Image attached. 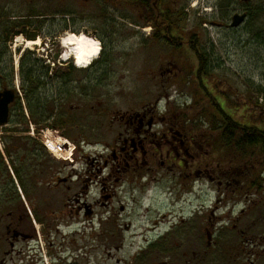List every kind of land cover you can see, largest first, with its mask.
I'll return each instance as SVG.
<instances>
[{
	"label": "rangeland",
	"instance_id": "1",
	"mask_svg": "<svg viewBox=\"0 0 264 264\" xmlns=\"http://www.w3.org/2000/svg\"><path fill=\"white\" fill-rule=\"evenodd\" d=\"M168 1L174 2L173 5L181 12L180 19H184V22L180 21V26H182L180 35L183 38L186 35H193L200 51L207 55L206 70L209 76L202 78V83L205 90L209 92L197 86V79L194 76L197 61L194 54L187 48L185 41L181 47L174 48L154 40L143 43L138 37L132 35L129 24L133 16L129 3L118 5L120 9H117L112 8L108 5L109 3L105 5L101 0H35L31 3L28 0H0V23L7 22V14L15 19L16 16L28 13L34 6L50 14L56 11L69 12L64 19L65 26L61 15L32 18L35 24L28 33H38L34 40H29L19 34L5 43L2 23L0 24V71L5 72L8 65L12 67L15 74L12 86L9 88L16 92L21 82L19 63L25 53L32 54V58L41 60L42 64L50 69L63 70L69 66L76 68L72 59L62 61L53 59L56 53L62 55L64 48L60 44H52L51 38L55 40L65 34H78L83 30H86L93 38L91 34L95 31L101 35L112 31L105 27L108 21V25L114 20L120 21V26L124 25L114 34L109 33L110 39L102 51L104 60L102 66L87 73L78 71L74 74L70 73L71 81L65 84L67 93L59 95V103H65L68 109L82 104L81 101H83L85 112L76 116L75 112L70 111L71 123L69 125H63L57 130L48 128V131L53 132L54 138L65 134L64 138L69 139L73 147L70 157L65 160L54 159L66 165L64 174L72 175L74 171L78 172L83 177L81 180L87 176L89 190L87 203H92L94 209L91 224L89 223L90 218L86 220L83 212L76 217L75 204L71 207L65 206L61 199L62 187L57 188L54 208L56 215L50 219L53 231L51 240L55 245L63 246L73 238H82V241L88 240L95 244L94 239L98 236V242L101 239L100 244L104 249L103 264H116L117 258L125 260V264H131L132 255L146 243V240L158 236L169 226L180 223L179 215L184 218L183 225L190 226L191 223L189 224L190 221L186 217L189 212H195L194 216L199 220V228H201L212 216L211 212L223 219V217L228 218L232 207L238 215V212L247 206L242 218L249 221V226L245 229L243 227L245 230L243 237L249 238L264 233V156L254 159L253 163H256L254 166L247 167L246 163L239 160L237 165H233L231 169L233 177L237 179L240 176L238 173L241 167H245L247 179H254L260 175L262 182L259 187L256 184V188L259 189H251L250 185V193L246 194L248 198L245 201L251 200L252 202L245 203L242 200L243 195L239 197L238 191L240 190L236 188L235 192H229L228 199L222 198V203L217 204L218 208L215 210L213 203L216 193L214 189L211 192L204 188L202 185L206 182L200 181L201 179L199 183L194 184L190 183V179L184 181L187 185H194L195 192L188 200L183 197L182 200L175 202L163 199L162 191L150 188L156 182L158 185H173V178L170 176L162 174L158 177V181L149 180L152 181L151 183H148L146 178L139 181L137 178L135 185L145 187L132 190L126 184L120 185L118 184L120 182L114 183L113 181L114 186L109 190L114 196L109 200L111 210L107 205H101L107 200L100 197L99 188L95 190L93 187L95 176H98L99 182L104 174L100 175L92 170H95L98 165L102 167L105 162L111 164L112 149L117 150L116 148L121 144L122 135L119 137L115 134L118 131V124L113 123V118L123 114L126 110L139 109L143 104L149 103L151 106L154 105L158 115L179 121L183 120L184 115L187 118L188 128L193 126V131L209 133L208 121L203 116L204 111H208V101H205L203 95L205 93L210 94V98L219 101L224 111L236 122L259 127L264 124V15L259 21L248 23V25L246 23L238 30L230 31L227 27L230 24V15L238 7L237 3L242 0ZM251 4L264 6V0H251ZM19 39L22 40V44L17 43ZM37 39H39L37 46L26 48V42ZM93 39L98 41L96 38ZM161 68H170L173 74L167 71L161 76L159 74ZM51 77V81L56 86L54 89L61 87V84L57 82L58 77H53V74ZM16 114L17 112H12L11 122L16 119ZM215 119L219 120L218 115H215ZM199 121H203V124ZM11 122L0 126V138L4 137L3 135H21L22 132L31 133V131L32 134L27 135H37L34 125L12 126ZM212 134L216 135L214 132ZM1 141L0 139V150L3 149ZM202 142L204 145L195 150L197 153L189 151L190 155L186 157L181 152V156H185L186 163L190 165L188 168L195 167L196 169L199 166V169H203L200 170V178L206 179L209 174L218 176L220 174L218 169H223L224 165H228L229 160L222 158L217 149L212 150L203 140ZM192 154L195 155L193 159H191ZM24 167L27 169L26 173H29V168L26 165ZM250 174L253 178H249ZM60 175L64 176L61 173ZM72 178V185H74L78 179ZM7 179L5 167L0 163V189ZM231 200H239L238 206H234ZM72 209L70 213L69 210ZM31 216L30 214V221L33 220ZM77 220L78 223H76ZM35 225L39 227L37 222ZM155 225L157 227L152 229ZM76 227H81L82 230L71 238L69 235L74 234L73 229ZM54 228H57L56 231L53 230ZM83 228L86 229L83 230ZM236 230L240 233L243 231L242 226ZM3 235V231L0 230V264L1 259L4 258ZM239 243H242L241 238ZM108 251L112 257L107 255ZM19 256L17 255L15 259L19 260ZM26 259L29 260V257ZM6 261L7 264H17L9 258ZM18 264H23V262L19 261Z\"/></svg>",
	"mask_w": 264,
	"mask_h": 264
},
{
	"label": "flooded vegetation",
	"instance_id": "2",
	"mask_svg": "<svg viewBox=\"0 0 264 264\" xmlns=\"http://www.w3.org/2000/svg\"><path fill=\"white\" fill-rule=\"evenodd\" d=\"M129 1L131 15L135 18H132L129 24L132 35L138 37L143 43L149 40L160 43L165 41V31H162L159 36L157 34L159 26L166 25L162 17L164 4L160 6V12L157 8L155 9V19H152L150 10L143 11L141 0ZM164 1L166 2V0ZM153 5H155V1ZM237 5L238 7L233 10L229 18L230 24L227 27L230 31L238 30L246 23L248 25V23L259 21L264 15L262 4L253 5L251 0H242ZM111 6L120 9L118 5ZM178 13L180 15L181 12ZM136 17L138 18L136 19ZM159 17L160 21H158ZM235 18L242 20L237 26H232ZM120 25V21L114 20L112 27L108 26L107 29L112 30L109 32L110 34H114L123 28L124 25ZM109 33H105L106 36L95 31L92 36L99 39L105 49L106 43L110 39ZM195 47L197 53H203L196 41ZM195 53H193L194 57ZM195 59L197 71L200 63L197 57ZM103 63V55H101L90 69L78 72H89L102 66ZM167 71L173 74L170 68L159 69V74L163 76ZM67 72L71 73L72 71L69 69ZM19 91V102L23 114L27 115V125H34L37 135H27L31 133L22 132L21 135H3L4 137L0 138L3 144V149L0 150V163L5 167V175L8 178L0 189V230L4 234L2 251L4 258L1 259V264H7V258L17 264L19 261H22L23 264H103L104 249L100 244L101 239L98 242V236L94 239L95 244L88 240L82 241V238H73L63 246L55 245L51 240L53 231L50 219L56 215L54 208L57 188L62 187L63 204L70 207L75 204L74 214L76 217L83 212L86 220L90 218L89 223H92L94 209L92 203H87L88 179L86 176L84 180H81L83 177L75 171L72 175L64 174L66 165L55 161V157L46 147L47 136L41 135L46 128H53L51 120L40 124L33 123L29 118L24 96L21 90ZM82 104L70 107L69 110L75 112L77 116L84 111ZM216 115L219 119H223L220 114ZM51 119L53 120V117ZM113 123L118 124V131L115 134L119 137L122 135L121 144L116 148L117 150L112 149L113 161L111 164L105 162L102 167L98 165L95 170H92L100 175L104 174L99 182L98 176H95L96 180L93 181L95 190L99 188L100 197L107 200L101 205H107L111 210L112 206L109 200L113 194L109 190L114 186L113 181L114 183L120 182L118 183L120 185L126 184L131 190L143 189L145 186L135 185L137 178H139L138 181L146 178L147 182L151 183L152 181L149 180L158 181V177L162 174L172 177L173 185H158L156 182L150 188L162 191L163 199L175 202L185 197V200H188L195 192L192 184L199 183V179H201L200 181L206 182L205 185L202 183L204 188L211 192L214 189L216 193L213 203L214 210L218 208L217 204L222 203V198L228 199L229 192H235L236 188L240 190L238 196L242 197L243 195L242 200L245 203L252 202L251 200L245 201L248 198L246 194L250 193V183L253 181V179L246 178L245 167L239 169L238 179L233 177L231 160L228 165H224L223 169H218L220 173L218 176L209 174L206 179L199 177L200 170H203L199 169V166L196 169L195 167L188 168L190 165L186 163L185 156L189 157V151L197 153L195 150L204 145L202 140L205 142L202 137L213 135L212 132L193 131V126L188 128L184 118L179 121L160 116L156 113L154 105L151 106L149 103L143 104L139 109L126 110L123 114L114 117ZM64 135L62 136L64 137ZM13 138L16 139L15 142H13ZM181 152L185 156L183 154L181 156ZM193 158H195L194 154L191 159ZM24 165L29 168V173H26L27 169ZM248 171L252 173L251 170ZM213 172L215 171L213 170ZM60 173L64 176H61ZM250 176L252 177V174ZM72 177L78 179L74 185H72ZM189 179L192 184H185L184 181H189ZM260 183L256 184L260 186ZM238 201L231 200L234 206L238 204ZM97 202L95 203L97 204ZM232 208L228 218L223 217V219L211 212L212 216L201 228H199V220L194 216L195 212H189L186 216L190 221L189 224L191 223L190 226L183 225L184 218L179 215L180 223L169 226L158 236L146 240V243L132 255L131 264H264V233L249 238L243 237L244 229L249 226V221L242 218L246 213L247 206L243 207L238 215L234 212V207ZM121 209L123 208L121 207ZM72 211L73 209L69 210L70 213ZM28 212L32 215L33 225ZM35 222L39 224V227L35 225ZM53 222L55 223V221ZM221 223L223 225H220ZM240 226L243 231L237 233L236 228ZM156 227L157 225L152 226V229ZM56 229L53 230L56 231ZM85 229L83 228V230ZM81 230V227H76L73 229L74 234L69 236L72 238L75 233H80ZM240 238L242 243H239ZM17 255H20L19 260L15 259ZM107 255L112 257L110 251ZM26 257H29V260ZM115 263L125 264V260L117 258Z\"/></svg>",
	"mask_w": 264,
	"mask_h": 264
},
{
	"label": "trees",
	"instance_id": "3",
	"mask_svg": "<svg viewBox=\"0 0 264 264\" xmlns=\"http://www.w3.org/2000/svg\"><path fill=\"white\" fill-rule=\"evenodd\" d=\"M32 1L34 2L35 0H28L29 3ZM101 1L105 5L109 3L108 5L110 6L113 4L122 6L124 3L128 4L130 2L129 0H106L108 2L104 0ZM154 1L155 5H153ZM140 3L143 11L146 12L147 10H150L152 19H155V9L157 8L160 12V6L164 4L165 8L162 7V17L166 25L159 26L157 32L158 36L162 31H165L166 39L163 43L174 48H179L185 41L184 43L187 48L192 53L196 52L195 57L199 59L200 63L199 69L194 73V76L197 79V86L201 89L204 88V91L209 92V90H205L202 83V78L209 76V73L206 70L208 65L207 55L205 53H197L195 47V37L193 35H186L184 38L180 35V30L182 28V26H180V21L184 22V19H180V15L178 13L180 10L178 7L173 5L174 2H169L168 0H166V2L164 0H141ZM48 15H61L65 26L64 19L67 15H69V12L56 11L53 14H50L49 12H45L44 10L38 9L34 6V8L32 7L28 13L16 16L17 18L15 19H12L11 16L7 14V22H1L4 42L7 43V41L13 39L19 34L24 35L29 40H34L36 36H38V33H28V31L35 24V21H32V18H39ZM160 17L158 21H160ZM42 22L43 21H41V23ZM108 23L105 26L106 29L108 26L112 27V21L111 24L108 25ZM53 37L56 36L53 35ZM50 41L52 42L53 38H51ZM31 56L32 54L25 53V55L21 57L19 63V75L21 79L20 89L26 101L30 120L35 124H40L47 120H52L51 118L53 117V128L69 125L71 123V112L68 108H66L65 103H59L58 98L62 93H67L65 84L67 81H70L71 76L67 70L70 69L73 74L78 70L74 69L72 66L63 70H55L54 68L50 69L48 66L43 65L41 60L32 58ZM87 72L88 71H86V73ZM14 74L15 73L10 65H8V69L5 72L0 71L1 90L12 86ZM52 74L53 77H58L57 82L61 84V87L54 89L56 86L53 84V81H51ZM203 95L205 101H208V111H204L203 115L208 121V131L216 133V135H204L202 137V139L205 140L206 145L210 148L217 149V152L222 155V158L228 159L229 161L231 160L233 165H237L238 161L242 160V162L246 163L247 167L254 166L256 164L253 163L254 159L264 156V124L262 127H259L258 125L246 126L244 124H240L224 111L219 101L210 98V94L207 95L203 93ZM9 109V122H11L10 117L12 112H17L16 119L11 122L12 126L27 125L28 119L22 112V107L17 93L15 100L10 105ZM216 114H220L223 119H219L217 121L215 119ZM183 118L186 121V116L183 115ZM199 123L203 124V121H199ZM194 126L197 127L196 125ZM12 140L15 142L16 139L13 138ZM249 178L253 177L249 176ZM261 180L260 175L254 177L253 181L250 183L251 189L258 190L259 188H256V183H260Z\"/></svg>",
	"mask_w": 264,
	"mask_h": 264
},
{
	"label": "bare ground",
	"instance_id": "4",
	"mask_svg": "<svg viewBox=\"0 0 264 264\" xmlns=\"http://www.w3.org/2000/svg\"><path fill=\"white\" fill-rule=\"evenodd\" d=\"M18 44H22V40H17ZM39 39L35 41L26 42V48L29 46H37ZM61 45L64 48V53L61 55L60 60L72 59L75 62V66L79 68L89 67L94 60H96L100 53V45L98 41L85 35L83 33L65 34L61 38ZM86 67V68H87ZM47 136L46 145L48 149L58 158L68 159L72 152V145L67 144L66 140L61 138H54L53 133L50 131L45 132Z\"/></svg>",
	"mask_w": 264,
	"mask_h": 264
},
{
	"label": "water",
	"instance_id": "5",
	"mask_svg": "<svg viewBox=\"0 0 264 264\" xmlns=\"http://www.w3.org/2000/svg\"><path fill=\"white\" fill-rule=\"evenodd\" d=\"M241 20V18H235L232 26H237ZM83 32L86 33L85 30ZM55 44H57V42ZM58 57V54L54 55V59H57ZM14 97V92L11 89L0 91V126L6 124L8 121L9 105L14 101Z\"/></svg>",
	"mask_w": 264,
	"mask_h": 264
}]
</instances>
